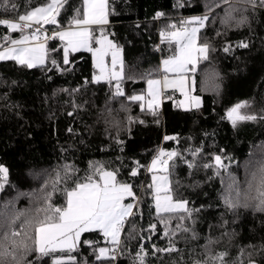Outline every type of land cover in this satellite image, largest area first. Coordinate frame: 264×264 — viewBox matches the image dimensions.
<instances>
[{
    "label": "trees",
    "instance_id": "16d2710c",
    "mask_svg": "<svg viewBox=\"0 0 264 264\" xmlns=\"http://www.w3.org/2000/svg\"><path fill=\"white\" fill-rule=\"evenodd\" d=\"M12 2L17 5L16 12L0 9V19L23 14L45 0ZM177 2L110 0L111 13L105 28L114 34L111 38L123 50L126 78L121 86L126 95L144 93L145 74L155 73L162 59L170 54L167 45L161 42V29L182 17L205 14L213 0H182L183 7H177ZM80 5L81 0H68L60 17L65 27ZM212 12L215 18L210 19L203 34L215 48L210 54L211 61L222 79L217 95L200 91L201 76L195 77L196 94L202 97L199 110L184 111L164 98L162 108L153 116L142 112L138 102H129L124 97L111 99L114 90L111 85L91 82L96 69L88 52L74 54L72 70L63 74L56 69H29L13 61L0 62V165L9 169L0 205L15 201L17 210L32 208L31 194L43 186L47 174L54 176L61 166L75 165L77 174L83 176L92 164H103L108 170L118 169V179L134 184L137 196L143 201V218L137 217L134 225H126L123 237L133 227L139 232L155 222L154 209L149 207L151 198L145 195L141 185L150 182V174L143 166L149 165L159 149L184 151L203 146L206 156L202 163L212 154L230 156L235 162L231 170L243 182L244 162L253 149L264 143V120L245 121L233 127L223 117L238 102H249L255 112L264 108V8L248 11V23L238 29L222 27L218 18L224 14L222 7L213 8ZM160 13L164 15L157 18ZM217 31L225 34L217 36ZM6 32V28L0 27V34ZM242 40L248 42V48L236 47ZM225 44L232 45L230 53L223 52ZM49 47H60L59 40H50ZM159 48L163 51H158ZM53 55L61 59V54ZM204 66L207 62L201 67ZM129 76L135 79H128ZM121 102L128 111L121 109ZM129 116L143 123L129 124ZM165 136L178 137V141H165ZM136 162L142 168L137 177H131L129 171ZM177 165L174 179L178 181L179 193L191 202V207L201 209L195 224L199 238L192 239L191 233H179L176 247L181 252L172 254L153 255L151 244H146L147 264L203 261L208 237L218 241L211 245L212 252L228 253L227 264H240V261L249 264V253L253 264H264V212L243 207L228 210L219 195L223 189L220 178L210 179L214 175L212 169L190 170L182 161H177ZM41 173L44 175L37 178L36 174ZM53 203L57 206L63 203L58 192L53 195ZM157 226L162 229V225ZM225 232L228 235H222ZM97 238L91 233L82 239ZM153 239L158 246H166V240ZM139 243L136 239L127 242L132 256L136 255ZM241 248H246L243 255ZM34 258V255L29 257ZM81 258L88 264H97L88 247H81L77 259ZM45 262L51 264L49 258L40 264ZM116 264H131V259L125 254Z\"/></svg>",
    "mask_w": 264,
    "mask_h": 264
},
{
    "label": "snow or ice",
    "instance_id": "6c2138e0",
    "mask_svg": "<svg viewBox=\"0 0 264 264\" xmlns=\"http://www.w3.org/2000/svg\"><path fill=\"white\" fill-rule=\"evenodd\" d=\"M67 2L45 0V3L29 8L23 14L0 19V27L7 29L6 33L0 34V62L13 61L29 69H56L63 74L72 70L75 62L71 57L74 54L88 52L96 69L92 83L107 82L114 89L111 99L124 97L129 102H138L142 112L153 116L158 114L156 109L160 107L162 98L172 100L176 107L184 111L199 110L202 97L194 94L198 74L201 76L200 91L220 94L222 78L210 55L215 48L203 34L210 19L215 18L213 8H223L224 14L218 18L224 29L245 26L248 11L264 8V0H213L205 14L182 17L167 24L159 36L170 54L162 59L155 73L145 74L146 94L126 95L121 86L126 78L123 50L111 38L114 34L105 28L111 13L110 0H81V5L74 9L75 15L65 27L60 17ZM176 6L183 7L182 0H178ZM0 9L16 12L17 5L12 0H0ZM163 15L160 13L157 18ZM47 26H52V29ZM12 33L19 35L14 37ZM224 34L220 31L216 33L217 36ZM50 40H59L60 47L50 48ZM236 47L248 48L249 44L242 40ZM157 50L163 51V48ZM231 51L232 45L225 44L223 52ZM54 53L61 54V59L57 60ZM206 62L207 66L201 67ZM128 79L135 78L129 76ZM174 93H179L182 98L177 99ZM121 109L128 111L123 102ZM223 118L237 127L241 122L264 120V108L255 112L249 102H238L226 110ZM128 122L143 123L133 121L130 116ZM164 140L178 141V137L165 136ZM205 156L203 146L189 147L184 151L178 148L159 149L150 164L143 166L144 171L150 174V182L141 185L145 195L151 198L149 207L154 209L155 222L139 232L133 227L123 237L126 225H134L137 217L143 218V201L137 196L135 185L118 179L119 170H108L103 164H92L83 176L77 174L75 165L61 166L55 170L54 176L47 174L43 186L31 194L34 207L17 210L15 201L0 205V264H40L45 258H49L51 264H88L86 259H77L81 247L91 249L97 264H116L119 257L125 254L129 255L131 264H147L146 244H151L153 255L180 253L181 250L176 247L179 233L187 232L191 233L192 239L199 238L195 224L196 214L201 209L191 207V202L179 193L176 187L178 181L174 179L177 161H182L190 170L212 169L214 175L210 179L220 178L223 189L219 195L228 210L243 207L264 212V143L253 149L244 162L243 182L231 170L235 163L232 157L212 154L207 162L202 163ZM141 168L136 162L129 175L137 177ZM8 173L9 169L0 165V192L8 184ZM36 175L39 178L44 174ZM57 192L63 197L59 206L53 203V195ZM158 224L162 225V229L158 228ZM91 233L98 238L82 239L85 234ZM153 237L166 240V246H158ZM132 239L140 241L135 256L128 251L127 242ZM207 239L206 259L194 264H227L228 253L212 252L211 245L218 241L211 237ZM245 251L246 248H241V255ZM33 255L35 258L30 260ZM250 257L251 253L249 264H253Z\"/></svg>",
    "mask_w": 264,
    "mask_h": 264
},
{
    "label": "crops",
    "instance_id": "0c3cea01",
    "mask_svg": "<svg viewBox=\"0 0 264 264\" xmlns=\"http://www.w3.org/2000/svg\"><path fill=\"white\" fill-rule=\"evenodd\" d=\"M195 16H201V15H191V16H187V17H185V18H192V17H195ZM157 78H158V77H157ZM146 92H147V86H146V91L144 92V94H146ZM174 94H177V95H178L177 99L182 98V97L179 96V93H174ZM163 101H164V98H162V102L160 103V107H159L158 109H156V110H160V109L162 108ZM152 159H153V158H152ZM150 162H151V161H150ZM149 164H150V163H149Z\"/></svg>",
    "mask_w": 264,
    "mask_h": 264
},
{
    "label": "built area",
    "instance_id": "2783aa9c",
    "mask_svg": "<svg viewBox=\"0 0 264 264\" xmlns=\"http://www.w3.org/2000/svg\"><path fill=\"white\" fill-rule=\"evenodd\" d=\"M49 35H51V31L49 32ZM157 111V113H158V110H156Z\"/></svg>",
    "mask_w": 264,
    "mask_h": 264
},
{
    "label": "rangeland",
    "instance_id": "374dc122",
    "mask_svg": "<svg viewBox=\"0 0 264 264\" xmlns=\"http://www.w3.org/2000/svg\"><path fill=\"white\" fill-rule=\"evenodd\" d=\"M194 94H196V93H194ZM198 95V94H197ZM0 194H1V192H0Z\"/></svg>",
    "mask_w": 264,
    "mask_h": 264
}]
</instances>
